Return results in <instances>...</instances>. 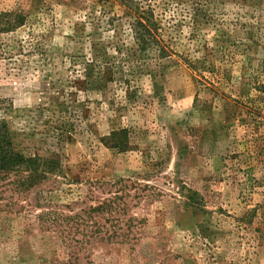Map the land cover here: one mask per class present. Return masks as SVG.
Returning a JSON list of instances; mask_svg holds the SVG:
<instances>
[{"label": "rangeland", "instance_id": "374dc122", "mask_svg": "<svg viewBox=\"0 0 264 264\" xmlns=\"http://www.w3.org/2000/svg\"><path fill=\"white\" fill-rule=\"evenodd\" d=\"M128 1L0 0V26L24 19L0 32V116L60 161L29 190L0 179V264H264V0H132L166 58L137 54ZM115 194L84 235L55 221Z\"/></svg>", "mask_w": 264, "mask_h": 264}, {"label": "trees", "instance_id": "16d2710c", "mask_svg": "<svg viewBox=\"0 0 264 264\" xmlns=\"http://www.w3.org/2000/svg\"><path fill=\"white\" fill-rule=\"evenodd\" d=\"M128 2L129 4L125 6V8L129 11L128 14L127 12L126 14L130 18V34L137 54L144 56L151 54L157 58L171 56L174 51L168 42H166L163 28L154 10L149 6L146 8L142 6L140 3L141 1L132 2L131 0V2ZM124 5H127V3H124ZM11 15L12 14H3L4 21L6 20V22L1 24L0 32H8L14 27L23 24V17L17 16L15 17L16 20L12 21ZM97 68H100V66L98 65ZM91 76L89 79L99 78L104 81L112 80L111 77L107 76L105 73H102L101 77L94 76L91 78ZM260 88L261 91L264 92V84H262ZM0 103H2L1 100ZM13 139L7 121L0 116V179L9 174L19 175L17 185L21 186L24 190H29L59 172L60 161L57 157L43 156L38 153L30 155L23 154L15 149ZM101 141L108 148L121 149L126 145V132L124 130L111 131L107 136L102 137ZM120 197L121 196L115 194L110 199H104L97 205L89 207L87 210L82 209L80 213L74 214L73 216H67L62 219L56 217L55 221L67 220V222H71L70 227L73 226L75 232L80 230L81 235H84L82 231L87 227V219L93 220L95 217L103 216H110L113 218V213L118 212L119 206L116 204V200ZM47 215H49L48 212H42L39 217L41 218ZM114 221L113 227L120 229V225H126L128 220L125 221V223L120 219H114ZM93 224L97 226L96 232H98L99 225L97 222H93ZM106 234L107 236L104 238L106 241L116 239L123 243L128 237V235H117L116 232L111 235L106 231Z\"/></svg>", "mask_w": 264, "mask_h": 264}]
</instances>
